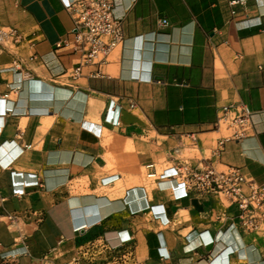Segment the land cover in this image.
<instances>
[{"label":"crops","instance_id":"obj_1","mask_svg":"<svg viewBox=\"0 0 264 264\" xmlns=\"http://www.w3.org/2000/svg\"><path fill=\"white\" fill-rule=\"evenodd\" d=\"M67 2L0 0L22 34L0 52V246L30 264L91 240L115 247L94 264H264V206L245 225L161 175L207 161L264 186V0H115L124 39L90 60Z\"/></svg>","mask_w":264,"mask_h":264},{"label":"built area","instance_id":"obj_2","mask_svg":"<svg viewBox=\"0 0 264 264\" xmlns=\"http://www.w3.org/2000/svg\"><path fill=\"white\" fill-rule=\"evenodd\" d=\"M241 0H232L233 5ZM67 8L73 15L75 48L84 52L85 59L108 54L124 39L123 22L115 14V0H68ZM167 24L166 19L162 20ZM22 39V34L15 28H0V52L8 47L10 42ZM67 42V40H64ZM82 63L75 69V75L81 72ZM227 109V108H226ZM224 121V117H222ZM240 125L236 132L244 136L247 131L248 117L240 115L234 118ZM224 139H220L215 149L216 153L224 150ZM162 176L175 177L187 188L204 195H217L230 203L238 204L240 216L250 217L245 225L256 226V210L264 206V186L258 185L251 177L244 174L239 167L229 166L217 169L211 162L201 161L193 164L183 160L178 165L168 168ZM114 249L109 242L91 240L79 246L74 259L63 264H94L99 250ZM108 248V249H107Z\"/></svg>","mask_w":264,"mask_h":264},{"label":"rangeland","instance_id":"obj_3","mask_svg":"<svg viewBox=\"0 0 264 264\" xmlns=\"http://www.w3.org/2000/svg\"><path fill=\"white\" fill-rule=\"evenodd\" d=\"M0 264H30L28 260L23 259L21 256L10 255L8 251L0 246Z\"/></svg>","mask_w":264,"mask_h":264}]
</instances>
